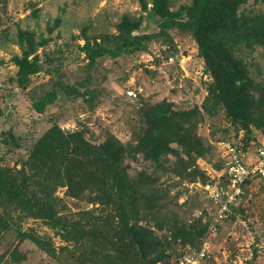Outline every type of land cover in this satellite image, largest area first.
I'll list each match as a JSON object with an SVG mask.
<instances>
[{
	"label": "trees",
	"instance_id": "trees-1",
	"mask_svg": "<svg viewBox=\"0 0 264 264\" xmlns=\"http://www.w3.org/2000/svg\"><path fill=\"white\" fill-rule=\"evenodd\" d=\"M138 2L145 11L148 2ZM244 2L191 0L189 5L173 11L168 0H150L151 11L159 18L157 33H135L140 22L122 15L114 34L93 43L84 38L85 76L73 83L57 78L54 88L41 93L32 106L43 112L56 100L57 93L93 100L95 94L87 86L99 57L144 50L152 37L176 27L191 33L212 78L204 110L213 114L222 108L234 125L245 130L247 140H254L251 127L264 131V81L256 82L249 76L248 65L237 50L241 46L264 47V12L238 13ZM58 22L55 19L54 25ZM49 40L41 37L36 41L33 32L18 30L20 54L11 59L17 67L18 86L25 87L29 77L39 72L37 47ZM196 111H175L165 101L140 108L133 137L127 143L113 133L92 143L82 129L64 130L57 121H51L32 143L19 168L0 163V236L11 228L7 218L13 211L22 217L43 220L66 245L55 248L41 237L17 230L20 239L30 237L46 253L63 254L71 264H170L174 244L189 246V253L196 252L208 221L202 220V215L192 220L179 215L157 182L161 174L171 173L181 180L207 183L196 159L212 150L196 133L200 117ZM2 141L20 147L10 131ZM168 154L176 156L169 166ZM137 155L150 162L152 170H141L133 177L124 159H135ZM59 187H64L65 196L85 200L92 206L66 212L63 198L56 195ZM235 210L233 206L227 219L234 218ZM23 258V253L14 247L2 253L0 264H17Z\"/></svg>",
	"mask_w": 264,
	"mask_h": 264
},
{
	"label": "rangeland",
	"instance_id": "rangeland-1",
	"mask_svg": "<svg viewBox=\"0 0 264 264\" xmlns=\"http://www.w3.org/2000/svg\"><path fill=\"white\" fill-rule=\"evenodd\" d=\"M146 1L147 9L143 11L138 0H0L2 165L19 168L32 143L54 120L64 130L82 129L85 138L92 143L103 141L108 133L127 143L133 137L140 108L163 101L170 103L175 111L196 109V113L199 112L196 133L207 141L212 151L196 162L207 176V182H215L225 166L226 161L221 157L222 142H230L244 153L251 152L261 142L264 131L251 127L254 140L248 141L245 130L234 125L222 108L213 114L204 110L212 78L191 33L176 27L152 37L144 50L99 57L91 84L87 86V90L95 94L93 100L57 93L56 100L43 112L33 108L32 102L44 91L52 90L57 78L63 83H73L85 76L87 56L82 49L85 37L93 43L114 34L124 14L140 22L135 33H157L159 18L151 11L150 0ZM190 3L191 0H168L173 11ZM261 12H264V0H246L238 9V13L247 15ZM55 19L59 20L56 26ZM19 29L33 32L36 41L41 37L50 39L37 47L41 68L29 77L25 87L17 85V67L11 60L12 56L20 54ZM237 53L246 61L249 76L256 82L264 81V47L241 46ZM170 57L173 60H169ZM127 90H133L136 97H128ZM8 131L13 133L20 147L2 141ZM167 157L169 166L176 156L168 154ZM124 163L133 177L141 170H152L151 163L140 155L135 159L127 157ZM157 182L163 193L166 190L168 201L179 215L191 220L202 215L208 225L213 222L215 207L199 180L189 182L167 173L161 174ZM64 191V187H59L56 195L63 198L66 212L92 206L85 200L65 196ZM243 191L244 196L235 205L234 218L217 222L215 232L207 239L204 236L199 244V250L204 246L206 253L200 264H264V184L251 181ZM7 222L11 228L0 236V257L17 247L24 257L17 264H71L63 254L46 253L30 237H18L17 230L41 237L55 248L66 245L43 220L22 217L12 211ZM187 250L189 246L174 244L169 263H175Z\"/></svg>",
	"mask_w": 264,
	"mask_h": 264
},
{
	"label": "built area",
	"instance_id": "built-area-1",
	"mask_svg": "<svg viewBox=\"0 0 264 264\" xmlns=\"http://www.w3.org/2000/svg\"><path fill=\"white\" fill-rule=\"evenodd\" d=\"M169 60H173L172 57ZM128 97H136L133 90H127ZM221 157L225 166L218 179L202 185L203 191L215 207L213 222L207 227L205 239L215 232V224L227 218L233 206L236 205L243 192L246 181L252 180L264 184V138L250 152L244 153L236 145L230 142H222ZM250 155V156H247ZM205 240H204V242ZM204 245V244H203ZM205 248L192 253H185L175 264H200L205 256Z\"/></svg>",
	"mask_w": 264,
	"mask_h": 264
},
{
	"label": "crops",
	"instance_id": "crops-1",
	"mask_svg": "<svg viewBox=\"0 0 264 264\" xmlns=\"http://www.w3.org/2000/svg\"><path fill=\"white\" fill-rule=\"evenodd\" d=\"M263 138H264V137H262V140H263ZM249 154H250V155H253V153H252V152H250ZM250 155H247V156H250Z\"/></svg>",
	"mask_w": 264,
	"mask_h": 264
}]
</instances>
